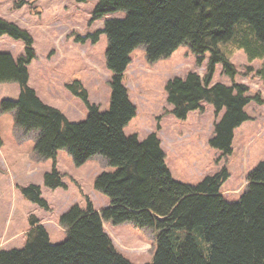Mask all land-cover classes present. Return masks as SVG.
I'll list each match as a JSON object with an SVG mask.
<instances>
[{"label": "trees", "instance_id": "obj_1", "mask_svg": "<svg viewBox=\"0 0 264 264\" xmlns=\"http://www.w3.org/2000/svg\"><path fill=\"white\" fill-rule=\"evenodd\" d=\"M120 11L126 17L106 19L93 36L96 42L104 33L109 41L110 108L102 111L91 104L80 81L68 86L88 105L89 116L82 122L69 121L29 85V65L37 56L33 37L0 16V36L25 45V55L18 60L0 53V83L16 82L20 87L19 98L4 100L1 110L15 112L16 127L36 133L37 156L53 161L45 186L66 187L65 174L57 169L62 149L78 167L102 156L115 168L98 174L94 185L110 205L98 211L87 197L86 209L74 205L63 213L60 223L68 238L59 244L51 243L44 224L32 220L24 248L4 249L0 244V264H134L116 248L105 222L153 229L156 251L148 264H264V161L249 173L246 190L236 202L221 191L230 177L227 168L197 185L177 180L156 132L145 139L125 134L138 107L123 82L131 54L139 47L146 48L150 63L171 56L182 44L190 46L199 63L210 53L205 76L191 71L185 78L168 81V103L179 119L203 110L204 101L214 105L217 116L223 112L210 145L223 156L230 155L235 130L251 119L247 106L253 100L263 103L260 95L249 94L250 86L234 82L239 72L231 57L243 49L250 62L261 60L256 73L264 84V0H99L93 21ZM219 63L233 79L231 85L213 83ZM19 189L26 199L49 209L40 186Z\"/></svg>", "mask_w": 264, "mask_h": 264}, {"label": "rangeland", "instance_id": "obj_2", "mask_svg": "<svg viewBox=\"0 0 264 264\" xmlns=\"http://www.w3.org/2000/svg\"><path fill=\"white\" fill-rule=\"evenodd\" d=\"M98 1L0 0V16L33 37L37 56L29 65V85L44 103L60 109L71 122L85 121L90 113L86 101L68 87L76 81L88 92L91 104L102 111L111 106L113 73L107 65L108 37L101 33L94 42L93 36L104 28L106 19L124 18L126 13L120 11L93 21ZM0 53H10L18 60L25 55V45L9 35L0 36ZM209 60L207 53L205 61L199 63L188 44L154 63L148 61L145 47L135 49L123 82L138 112L124 131L127 136L137 134L140 139L154 132L162 137L167 164L173 176L184 183L197 185L227 168L230 177L221 190L228 201L236 202L246 190L249 173L264 161V84L256 73L262 62H250L243 49L236 50L231 57L239 72L234 82L250 86L249 94L260 95L263 103L253 100L247 106L251 119L235 130L233 152L223 156L210 145V140L215 123L224 113L217 116L214 105L204 101L203 110L179 119L171 113L173 106L168 103L166 90L169 80L185 78L191 71L205 76ZM213 83H233L222 63L216 66ZM19 96L18 83H0V236L6 229V235L10 236L6 241L15 239L4 249L24 248L35 219L46 224L52 244L64 242L68 234L60 223L61 215L74 205L86 209L87 197L99 211L108 206L110 199L94 185L98 174L115 171L102 156L78 167L69 152L62 149L57 156V169L65 174L66 187H46L45 175L52 171L53 161L37 156L36 133L20 131L15 112L1 110L4 100H17ZM30 185L41 187L49 209L24 197L19 187ZM105 229L116 248L134 264L152 262L156 251L153 229L111 222H105Z\"/></svg>", "mask_w": 264, "mask_h": 264}, {"label": "crops", "instance_id": "obj_3", "mask_svg": "<svg viewBox=\"0 0 264 264\" xmlns=\"http://www.w3.org/2000/svg\"><path fill=\"white\" fill-rule=\"evenodd\" d=\"M36 138V137H35ZM161 139H162V137H161ZM163 140V139H162ZM222 191V190H221ZM223 193V192H222ZM225 194V193H224ZM110 205V204H109ZM97 208V207H96ZM97 210L99 211V209L97 208ZM102 210V209H101ZM46 225V224H45ZM47 227V226H46ZM47 229H48V227H47ZM48 231H49V229H48ZM7 231H6V229L3 231V233L1 234V236H0V244L2 245L3 244V246H1L2 248H4V246H6V245H8V244H13V242H14V240L12 241V240H10V241H6L7 239H9L10 238V236L8 235H6L7 233H6ZM49 234H50V231H49ZM12 236V235H11ZM18 238V237H17ZM16 238V239H17ZM12 239V238H11Z\"/></svg>", "mask_w": 264, "mask_h": 264}]
</instances>
